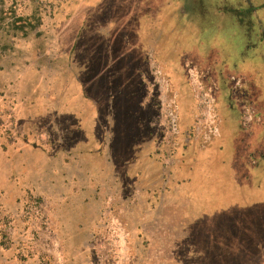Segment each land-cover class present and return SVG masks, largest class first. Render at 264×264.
Instances as JSON below:
<instances>
[{"label":"rangeland","instance_id":"374dc122","mask_svg":"<svg viewBox=\"0 0 264 264\" xmlns=\"http://www.w3.org/2000/svg\"><path fill=\"white\" fill-rule=\"evenodd\" d=\"M0 264H264V0H0Z\"/></svg>","mask_w":264,"mask_h":264},{"label":"crops","instance_id":"0c3cea01","mask_svg":"<svg viewBox=\"0 0 264 264\" xmlns=\"http://www.w3.org/2000/svg\"><path fill=\"white\" fill-rule=\"evenodd\" d=\"M198 108V107H197ZM211 148H209V150H211ZM141 155H138V157H140ZM109 156H106L105 154H88L87 156H81L78 159H76L75 161L73 160V157L70 158V171H72L74 167L73 165V161L74 162H78V161H83L84 162V166L82 167V171H85L86 174V187L85 190L83 191H79V193H84V200H80V202H78V204H86L88 202H90L91 200L94 199V195L99 194L100 190H104L105 187H109V186H118L119 183V179H121V175L118 174L117 171H114V167H116V164L113 163L112 161L109 162ZM212 158V156H206L207 160H210ZM193 162V161H192ZM211 162V161H210ZM79 163V162H78ZM110 163H112V166H110ZM115 165V166H114ZM74 185V183H72V186ZM87 198V201H85V199ZM61 199L59 198L58 201H54V205L55 204H59L61 201ZM70 200H72V198L70 197ZM92 202V201H91ZM76 207H81L80 205L75 204L74 208ZM55 209V206H54Z\"/></svg>","mask_w":264,"mask_h":264},{"label":"trees","instance_id":"16d2710c","mask_svg":"<svg viewBox=\"0 0 264 264\" xmlns=\"http://www.w3.org/2000/svg\"><path fill=\"white\" fill-rule=\"evenodd\" d=\"M21 20V18L20 17H17V18H15V20H14V22L13 21H11V23H9V25H11V24H15L16 23V21H20ZM13 22V23H12ZM18 28H23V25L22 24H20V25H18L17 26Z\"/></svg>","mask_w":264,"mask_h":264}]
</instances>
